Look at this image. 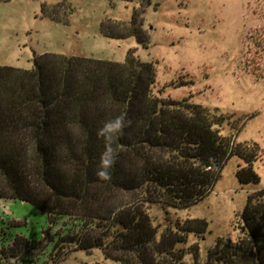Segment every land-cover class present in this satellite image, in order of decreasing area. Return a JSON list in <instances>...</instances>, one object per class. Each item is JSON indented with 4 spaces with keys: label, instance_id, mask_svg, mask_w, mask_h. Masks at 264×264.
<instances>
[{
    "label": "trees",
    "instance_id": "trees-1",
    "mask_svg": "<svg viewBox=\"0 0 264 264\" xmlns=\"http://www.w3.org/2000/svg\"><path fill=\"white\" fill-rule=\"evenodd\" d=\"M53 15L45 17L56 20ZM137 15L104 20L100 33L134 38L145 48ZM155 79L154 65L142 63L136 49L123 62L44 53L28 70L0 66V200L30 204L48 228L75 221L77 231L58 238L45 230L51 254L73 248L99 250L115 264H182L178 246L190 233L203 234L206 223L187 220L157 241L149 207L181 210L201 201L231 157L243 161L240 184H259L253 165L264 154L260 145L232 142L222 134L225 115L189 99L162 98ZM120 114L130 123L113 140L111 180L100 181L95 173L104 141L97 132ZM241 223L248 236L217 239L207 264H264V188L248 196ZM23 247L16 236L0 253L24 256Z\"/></svg>",
    "mask_w": 264,
    "mask_h": 264
},
{
    "label": "rangeland",
    "instance_id": "rangeland-1",
    "mask_svg": "<svg viewBox=\"0 0 264 264\" xmlns=\"http://www.w3.org/2000/svg\"><path fill=\"white\" fill-rule=\"evenodd\" d=\"M133 10L142 19L145 48L134 38L102 36L104 20L129 22ZM50 13L56 20L45 17ZM129 49L154 65V92L162 98L217 109L227 117L222 134L264 150V0H0V66L28 70L33 57L44 53L123 62ZM242 166L239 158H229L212 190L188 208L149 207L157 241L187 220L206 223L203 234L190 233L178 246L185 252L182 264H207L217 239L248 236L241 214L248 196L264 188V154L253 165L257 186L239 183ZM76 226L64 218L48 228L46 216L30 204L0 200V251L13 246L16 236L27 246L24 256L0 253V264H115L99 250L51 254L45 230L58 238Z\"/></svg>",
    "mask_w": 264,
    "mask_h": 264
},
{
    "label": "clouds",
    "instance_id": "clouds-1",
    "mask_svg": "<svg viewBox=\"0 0 264 264\" xmlns=\"http://www.w3.org/2000/svg\"><path fill=\"white\" fill-rule=\"evenodd\" d=\"M130 123L126 114H120L113 119L106 121L99 128L97 135L104 141V150L100 153L97 165L96 177L100 181L109 182L112 178L111 169L116 161V151L113 147V140L122 134L125 127Z\"/></svg>",
    "mask_w": 264,
    "mask_h": 264
}]
</instances>
